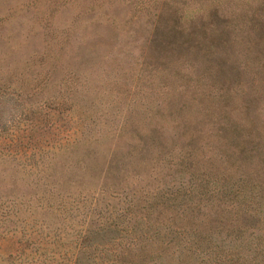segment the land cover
I'll return each mask as SVG.
<instances>
[{
  "label": "rangeland",
  "instance_id": "rangeland-1",
  "mask_svg": "<svg viewBox=\"0 0 264 264\" xmlns=\"http://www.w3.org/2000/svg\"><path fill=\"white\" fill-rule=\"evenodd\" d=\"M256 23L264 0H0V194L53 203L0 216V258L71 264L90 222L154 203L171 228L122 232L124 260L264 264Z\"/></svg>",
  "mask_w": 264,
  "mask_h": 264
},
{
  "label": "trees",
  "instance_id": "trees-1",
  "mask_svg": "<svg viewBox=\"0 0 264 264\" xmlns=\"http://www.w3.org/2000/svg\"><path fill=\"white\" fill-rule=\"evenodd\" d=\"M217 12H212L214 18H219L217 16ZM257 24V23H256ZM258 26V30L263 33L264 32V24L260 23ZM6 179V178H5ZM246 181V180H245ZM15 183H13L14 186ZM6 185H4L5 187ZM236 184H228L224 183L222 187L224 188V192H229L234 195H241L245 191L250 192V194H254L260 191V188L256 185L252 184V181L249 179L245 185L241 187H235ZM36 196V195H35ZM30 194H16L14 191H9L6 195L0 194V216L5 218L6 215H15L18 214L21 217V213L25 211H32V215L35 214L32 206L34 204L35 207H44L50 208L52 206V202L50 199L42 194L37 197L38 202H34L32 204L33 198ZM262 198V206L264 208V194L261 196ZM137 208L132 207L129 210L122 211L119 215H125V219H114L111 218L107 224L99 225L98 229H95L93 222L88 225V227L82 237V243L79 247V251L71 264H143L142 261H137L133 259L127 258L124 260V257L127 256V251L132 250L133 245L138 244L143 239H153L161 234V231L166 227H170L168 220L162 221L153 219L151 213L153 212L151 209L154 207V203L150 205H145L141 203L140 205L136 204ZM149 207V209H148ZM148 209V210H147ZM27 219H23L26 221ZM21 221V220H20ZM18 221L17 229L13 231H19V227L21 226V222ZM128 222V224H127ZM26 225H22L21 229H26ZM147 228V229H146ZM21 229L19 232H21ZM8 231H10L8 229ZM11 232V231H10ZM122 232L132 233L135 237L129 239L130 243L133 242V245L129 247L119 250L116 248V251L112 250L117 245V242L120 239H125ZM140 234V235H139ZM18 235L15 239V242H19L17 240ZM118 240V241H117ZM101 253V254H100ZM109 255L104 260L102 254ZM116 253V255H115ZM24 249H17L15 252H10L6 257L0 258V264H36L33 259H30L28 256H24ZM100 254V255H99ZM23 257V259H22ZM147 262H145L146 264Z\"/></svg>",
  "mask_w": 264,
  "mask_h": 264
}]
</instances>
